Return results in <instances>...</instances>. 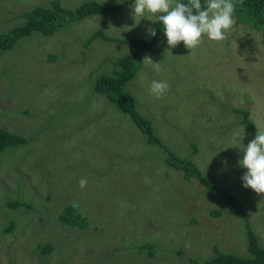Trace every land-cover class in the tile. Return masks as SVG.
<instances>
[{
    "label": "rangeland",
    "instance_id": "obj_1",
    "mask_svg": "<svg viewBox=\"0 0 264 264\" xmlns=\"http://www.w3.org/2000/svg\"><path fill=\"white\" fill-rule=\"evenodd\" d=\"M40 1L0 0V30L22 23L14 13L48 0ZM86 1L61 3L74 8ZM130 5L49 36L32 33L0 54V126L31 138L0 156V264H202L218 245L247 256L246 226L264 246V194L242 186L247 170L239 164L254 138L237 110H246L264 133V31L235 17L223 41L205 34L193 49L183 42L169 49L161 25L148 55L161 70L143 61L128 85L164 144L195 159L210 180L242 201L245 224L228 212L205 215L221 194L209 205L205 187L181 179L164 163L165 151L145 142L127 114L92 90L93 71L115 68L112 61L129 51L119 40L143 37L152 27L149 14L133 18ZM153 80L170 85L162 99L150 94ZM82 178L88 181L83 189ZM11 199L30 208H8ZM74 202L90 209L92 228L60 224L58 215ZM15 219L10 233L2 231ZM149 239L163 240L170 251L153 257L134 251ZM46 243L52 251L43 255L37 247Z\"/></svg>",
    "mask_w": 264,
    "mask_h": 264
},
{
    "label": "trees",
    "instance_id": "obj_2",
    "mask_svg": "<svg viewBox=\"0 0 264 264\" xmlns=\"http://www.w3.org/2000/svg\"><path fill=\"white\" fill-rule=\"evenodd\" d=\"M183 1L187 2V0ZM133 2L134 0H117V3L88 0L74 8L64 7L61 0H48L42 4L38 2L35 6L24 9L20 14L17 12L11 15V18H19L22 20L20 25L4 32H2L4 29L0 30V54L14 47L19 39L29 36L32 33L49 36L67 24L77 23L94 14L104 16L115 14L122 6L130 5ZM233 3L235 4V17L237 22L249 25L253 29L264 31V0H233ZM152 27L156 29V35L154 37L146 33L140 38L119 40L120 43L129 46V51L112 61L115 68L104 70L103 73L93 71L91 77L94 76L95 81L92 90L99 95L105 96L116 107L127 114L140 130L145 142L164 150L166 153L164 163L166 166L179 171L178 174L181 175V179L188 181L195 180L205 187L207 191L205 197L209 199V205H211L212 200L217 202L215 199L216 193L221 194L219 204H214V208L210 207L205 215L221 218L224 213L228 212L234 215L235 218H243V223L249 224L247 221V209L242 201L231 194L226 187H221L220 183H215L210 180L208 174H205L199 168L195 159L193 160L190 156H176L157 135L151 120L143 115L136 105V100L128 85L142 68L145 56H148L152 52L153 46L156 44L161 25L152 24ZM94 35L101 36L100 33H95ZM237 110L244 116V123L250 128L252 138H255L258 132L252 120L248 118L247 111ZM30 141V137L19 135L16 132L0 126V156L6 149H18V147L29 144ZM195 152L193 149L191 154L193 155ZM6 177L9 180L11 179L9 175ZM76 198L74 197L73 200ZM19 206L30 208V205L22 200L11 199L7 202L8 208L16 209ZM90 216V209L82 208L79 203L74 202L64 206L58 215V221L61 225L67 227L74 228L77 226L78 228H84L88 224L92 228L94 223L93 221L90 223ZM192 219L194 218L189 219L188 223H191ZM15 223L16 219L15 221H9L2 231L10 233ZM246 232L248 238L247 256L236 255L226 250L223 246L220 247L218 245V248L212 247L214 251L213 256L205 259L202 264H264V246L258 244L257 236L248 226H246ZM162 241L145 240L136 244L134 251L143 252L145 249L151 257L164 251H170ZM37 248L39 253L43 255H47L52 251V245L50 243L38 244ZM171 249L174 251V253H171L177 254V251L173 247Z\"/></svg>",
    "mask_w": 264,
    "mask_h": 264
},
{
    "label": "clouds",
    "instance_id": "obj_3",
    "mask_svg": "<svg viewBox=\"0 0 264 264\" xmlns=\"http://www.w3.org/2000/svg\"><path fill=\"white\" fill-rule=\"evenodd\" d=\"M132 16L144 17L145 13L153 25L163 27L169 49L175 48L183 42L185 48L193 49L202 43V36L212 41H223L227 33L235 25V4L233 0H134L130 5ZM149 36L156 35L154 27L146 28ZM144 62L150 63L155 70H161L160 64L153 63L145 56ZM167 81L153 80L150 84V94L156 99H162L169 91ZM245 132L241 127L234 140L242 144ZM247 171L241 176L242 186L250 188L257 194H264V133H258L246 147L244 146L242 159L239 161ZM81 189L87 186V179L79 180Z\"/></svg>",
    "mask_w": 264,
    "mask_h": 264
}]
</instances>
